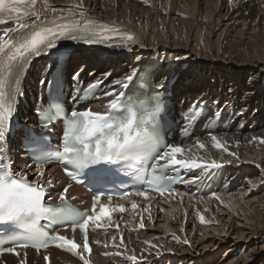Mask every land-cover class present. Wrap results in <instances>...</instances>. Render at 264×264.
Wrapping results in <instances>:
<instances>
[{
  "label": "bare ground",
  "instance_id": "6f19581e",
  "mask_svg": "<svg viewBox=\"0 0 264 264\" xmlns=\"http://www.w3.org/2000/svg\"><path fill=\"white\" fill-rule=\"evenodd\" d=\"M35 2L34 11L39 18H24L30 27L48 18L79 14L118 25L135 35L133 45L76 50L69 54L66 73L75 67L72 72L80 70L81 78L104 80L99 101L92 103L90 108L107 110L110 98L123 87L115 81L124 82L126 76L147 66L154 84L165 85L175 78L169 87L174 110L180 109L189 98H212V105L232 121L215 132L198 129L194 138L171 144L182 147L178 158L199 160L206 168H211L207 165L213 161L221 165L211 168V171L220 172V182L214 193L202 196L181 193L161 200L152 196L145 202L140 195L128 198L120 203L121 213L115 210L120 229L103 239H95L93 257L100 264H162L164 260L169 264L175 257L179 264L180 261L198 264L197 260L186 256L190 254L191 245L194 247L197 242L201 244L200 239L212 238L210 244L214 247L223 242L228 245L215 264H255L257 259V264H264V185L259 184H264V180L260 181V177L264 178V143H261L264 140V0ZM5 28H17V23L10 21L0 25V35ZM27 31L11 32L5 39L14 41L20 37V32ZM78 52H81L79 56ZM51 62L54 58L48 55L33 64L24 81L23 95L37 88L38 78L32 79ZM106 92L113 95H105ZM17 110L20 114L15 122L24 123L25 114L30 115L29 110L24 106ZM212 136L217 137L221 148L214 147ZM197 142L205 147H198ZM15 155L20 157L16 152ZM42 169V175L37 173V167L31 173L48 188L50 195H59L64 183L61 173L56 166L44 165ZM243 173H248L245 181L234 179ZM255 185L260 187L255 188ZM247 187L250 190H246ZM83 192L75 186L68 194L82 195ZM251 193L259 195L255 194L252 201L245 199ZM176 198L178 202L174 204L172 200ZM83 199L80 197L78 201ZM254 201L260 202L257 207ZM157 209L167 216L162 226L153 222ZM236 216L245 220L232 224ZM259 230L260 234L251 235V240L242 247L240 242L225 237L231 232L230 235L234 233L231 238L240 240L245 231L247 235ZM248 244L253 246L248 247ZM55 252L23 250L17 256H5L0 264H61L55 259ZM233 252L237 254L229 255ZM226 253L228 255L224 256ZM45 256L49 258L47 261ZM130 256H135L136 260H129Z\"/></svg>",
  "mask_w": 264,
  "mask_h": 264
},
{
  "label": "snow or ice",
  "instance_id": "6c2138e0",
  "mask_svg": "<svg viewBox=\"0 0 264 264\" xmlns=\"http://www.w3.org/2000/svg\"><path fill=\"white\" fill-rule=\"evenodd\" d=\"M34 4L35 0H0V25L9 21L17 23V28H5L3 35H0V143L5 139L7 122L15 110L17 96L21 94L19 73L23 71L30 56L47 54L48 50L56 47L59 39H83V42L88 44H104L114 39L134 41V37L130 35L125 37L119 30L107 25L81 26L76 23H59L41 26L39 29L30 27L24 18L29 16L39 18L34 11ZM21 29H28V31L20 32L18 40L5 39L9 33ZM79 75L77 72L74 78H78ZM135 76L136 73H133L126 76L124 82L117 80L115 83L128 87V82H132ZM101 83L102 81H96L89 85L87 91L93 93V90ZM105 95H113V93L106 92ZM158 111V105L146 107L137 101H122L119 96L109 103L108 111L103 113L93 112L91 109L78 111L73 108L69 114L64 112L59 104H54L45 113L46 119L51 122L54 117L62 118L65 122L62 148L55 154V159L59 163L71 165L77 169L97 164L114 165L133 160L146 162V172L150 171L152 174L149 185L152 186V190L163 192L166 189L162 186L158 184L153 186L158 179L157 172L174 165L184 168L201 167V165L194 160L177 159V154L183 152L182 147L160 143L155 130L149 128V125L154 123ZM43 126L48 128L49 125ZM211 139L214 147H222L217 137L212 136ZM261 143H264V140H261ZM197 144L200 148L205 147L199 142ZM2 150L0 148V151ZM46 158L52 159L51 156ZM207 166L221 167L215 161ZM37 173L42 175V166H37ZM66 174L72 176L67 169ZM72 178L80 182L77 177L72 176ZM48 183L51 184V181ZM67 191L66 187L64 193ZM64 193L60 195L61 201L65 200ZM135 194L143 196L144 192ZM102 195L104 193L99 192L93 197L92 215L79 213L73 209L46 207L42 203L45 198L44 188L38 183H29L26 174L13 173L11 166L0 159V223L11 222L18 225L22 229L20 235L23 237L12 241L13 247L0 248V253H16L17 248L28 247L39 251L40 248H47L49 243H55L56 247L79 255L84 264H89V261L78 252L81 247L79 244L59 234L50 235L48 231L40 227V220L47 219L49 224H52L62 222L64 216L69 217L73 230L79 228L84 234L83 251L90 252L88 225L90 222L95 223L98 219L108 216L103 205L100 207L99 214L95 212L96 204ZM108 199L111 200L112 196L109 195ZM118 210L123 211V208ZM97 227L100 225L97 224ZM44 259L47 261L49 258L45 256ZM128 259L135 261L136 257L130 256Z\"/></svg>",
  "mask_w": 264,
  "mask_h": 264
},
{
  "label": "rangeland",
  "instance_id": "374dc122",
  "mask_svg": "<svg viewBox=\"0 0 264 264\" xmlns=\"http://www.w3.org/2000/svg\"><path fill=\"white\" fill-rule=\"evenodd\" d=\"M80 53L81 52H78V56L80 55ZM73 69H75V67L74 68H70V70L68 71V73L69 72H71V70H73ZM88 71V70H87ZM67 73V74H68ZM259 176H261V175H259ZM244 179V181H245V179L246 178H248V173H246V174H238V176H236L234 179L236 180V179ZM261 179H260V181H263L264 180V178L263 177H260ZM249 183L247 182V184H246V186H249L248 185ZM260 184V186H262V185H264L263 183H259ZM259 186V187H260ZM259 188L258 186H256L255 185V188ZM249 188V189H248ZM246 190H250V187H247V189ZM212 194V193H211ZM255 194L256 195H259L258 193H251L247 198H245V199H249V201H252V200H255L254 198H255ZM210 195V194H209ZM81 197H83V194L81 195ZM177 199L178 198H176V199H173L172 201H173V203L175 204V203H177L178 201H177ZM215 199V198H214ZM213 200V199H212ZM261 202H263V201H261ZM254 204V206L255 207H257V204L258 203H260V202H256V201H254L253 202ZM165 207V206H164ZM166 208V207H165ZM161 210L160 209H157V211H156V213H154V215H155V217H154V220L155 221H153V222H155V225H160L161 224V226H162V224H163V222H164V219H166V217L167 216H165V214L162 212H160ZM228 211H230L229 209H228ZM241 213V212H240ZM237 216H239V218H242V215H237ZM234 217V220L232 221V224H235V223H233L234 221H238L239 223H242L243 222V220H245V218L244 219H238V217ZM221 218H223V216H221ZM234 227H238L237 225H235ZM240 228H242V227H240ZM160 230V229H159ZM225 231V230H224ZM234 232V229H232L231 230V232ZM149 232H152L151 230L149 231ZM231 232H229V233H227L226 235H225V237H228L227 239L228 240H234V241H236V243L237 242H240V243H238L239 244V246L240 247H242L244 244H246V242H248V240H251L250 238H252V236L251 235H258V234H260V230L259 231H255V232H253V233H251V232H249L247 235H246V231H245V233H244V238L243 237H241L240 238V240L236 237V238H231L230 236H233L232 234H234V233H232L231 235H230V233ZM155 233H157V235H160V232H155ZM246 235V236H245ZM207 237V236H206ZM249 238V239H247V240H245V238ZM208 238H210V237H208ZM254 239H256V237H253ZM258 238V237H257ZM212 238H210V239H208V240H205V241H203V240H201L200 239V242H201V244L199 245V242H197L196 244H194V247L191 245V247H190V249L191 250H189L190 251V254H188V255H186L188 258H194L195 260H197L198 261V264L200 263V262H202L203 264L206 262V264H215L216 263V258H219V257H221V256H223V254H224V249L225 248H227V243H225V242H223V243H220L217 247H214V246H212L211 244H210V240H211ZM237 240H239V241H237ZM205 243H207L206 245H203V244H205ZM242 245V246H241ZM247 245V244H246ZM251 246H253V244L251 245V244H248V247H251ZM240 247L238 248V249H240ZM248 247H247V249H248ZM247 249H246V251H247ZM239 251V250H238ZM231 254H237V252H233V253H229V255H231ZM228 254L226 253L224 256H227ZM195 260H191V261H195ZM258 261H259V259H257V260H255L254 261V263L255 264H257L258 263ZM167 263V261L166 260H164L163 261V263L162 264H166ZM179 264V261H178V257H175V261L174 262H170L169 264ZM180 264H182V261H180Z\"/></svg>",
  "mask_w": 264,
  "mask_h": 264
}]
</instances>
